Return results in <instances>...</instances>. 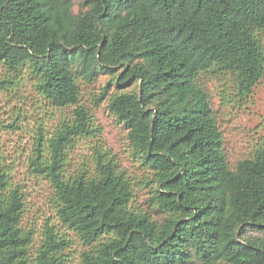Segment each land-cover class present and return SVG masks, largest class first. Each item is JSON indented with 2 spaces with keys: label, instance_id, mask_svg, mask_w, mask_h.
I'll use <instances>...</instances> for the list:
<instances>
[{
  "label": "trees",
  "instance_id": "trees-1",
  "mask_svg": "<svg viewBox=\"0 0 264 264\" xmlns=\"http://www.w3.org/2000/svg\"><path fill=\"white\" fill-rule=\"evenodd\" d=\"M81 1L76 13L74 0H0V66L74 107L30 161L53 187L59 223L87 246L81 264H264V146L232 168L200 83L230 75L246 97L264 77V0ZM101 74L128 88L108 107L149 170L160 217L136 206L133 178L100 150L94 171H66L76 141L98 131L80 98ZM25 209L0 164V264H67L74 240L48 220L36 247Z\"/></svg>",
  "mask_w": 264,
  "mask_h": 264
},
{
  "label": "rangeland",
  "instance_id": "rangeland-1",
  "mask_svg": "<svg viewBox=\"0 0 264 264\" xmlns=\"http://www.w3.org/2000/svg\"><path fill=\"white\" fill-rule=\"evenodd\" d=\"M74 11L82 9V1L74 0ZM264 43V33L262 35ZM123 70V69H122ZM112 77L101 74L92 85L82 83L80 103L88 107L96 117L95 135L80 138L72 146L65 165L69 174L82 169L95 170L97 150L112 158L118 167L133 178L135 203L142 209L159 214L148 204L153 184L147 185L149 170L141 164L127 136V129L108 107L110 96L128 88H117ZM0 164L6 165L13 183L20 185L26 195V209L23 227L35 231V246L40 242L42 230L48 220L65 231L74 240L70 261L67 264H81V253L87 246L72 231L65 230L59 223L54 203V190L49 181L36 174L30 159L33 156L38 138L46 139L64 119H69L73 108L58 109L38 93L35 79L29 74L19 79L15 73L0 66ZM115 80V78L113 79ZM109 83L110 93L98 105L99 97ZM200 83L208 94L210 106L223 135L227 160L234 168L240 160L252 158L264 146V77L246 96L242 97L230 75L202 74ZM146 183V184H145ZM248 235L262 236L253 227L247 228Z\"/></svg>",
  "mask_w": 264,
  "mask_h": 264
}]
</instances>
